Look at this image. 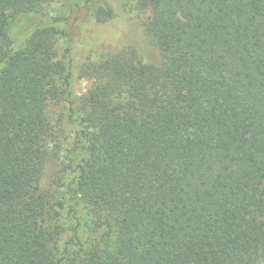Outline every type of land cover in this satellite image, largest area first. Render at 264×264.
Segmentation results:
<instances>
[{
  "label": "trees",
  "instance_id": "16d2710c",
  "mask_svg": "<svg viewBox=\"0 0 264 264\" xmlns=\"http://www.w3.org/2000/svg\"><path fill=\"white\" fill-rule=\"evenodd\" d=\"M54 1L0 0V264L262 263L264 0H131L77 98L53 24L8 32Z\"/></svg>",
  "mask_w": 264,
  "mask_h": 264
},
{
  "label": "rangeland",
  "instance_id": "374dc122",
  "mask_svg": "<svg viewBox=\"0 0 264 264\" xmlns=\"http://www.w3.org/2000/svg\"><path fill=\"white\" fill-rule=\"evenodd\" d=\"M101 1L91 0V4H86L85 0H57L47 5L42 12L20 13L8 21V32L15 40L38 25L53 24L61 32L55 48L61 62L67 66L71 62L70 89L74 98L84 94L90 86V77L83 72L82 66L87 61L95 62L106 53L120 48L125 38L130 37L132 25L151 15L149 9L134 8L131 0H106L113 7L114 16L107 22L98 23L93 18V10ZM67 106L63 100L59 105H50V120H58L60 114L64 116ZM71 126V123L66 122L62 128L61 140L65 149L71 143ZM260 264H264V261Z\"/></svg>",
  "mask_w": 264,
  "mask_h": 264
}]
</instances>
